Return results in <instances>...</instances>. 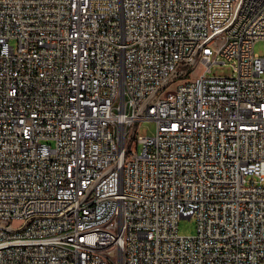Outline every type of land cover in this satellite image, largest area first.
<instances>
[{
	"label": "built area",
	"instance_id": "built-area-1",
	"mask_svg": "<svg viewBox=\"0 0 264 264\" xmlns=\"http://www.w3.org/2000/svg\"><path fill=\"white\" fill-rule=\"evenodd\" d=\"M260 40L264 0H0V264H264Z\"/></svg>",
	"mask_w": 264,
	"mask_h": 264
},
{
	"label": "rangeland",
	"instance_id": "rangeland-1",
	"mask_svg": "<svg viewBox=\"0 0 264 264\" xmlns=\"http://www.w3.org/2000/svg\"><path fill=\"white\" fill-rule=\"evenodd\" d=\"M255 52L261 56L264 55V40L255 44ZM233 73L231 63H217L212 67L211 74L215 76H230ZM179 83H176L178 85ZM156 124L151 121H141L137 127V135H151L156 132ZM178 232L183 236H194L197 233V221L191 217L181 218L178 224Z\"/></svg>",
	"mask_w": 264,
	"mask_h": 264
}]
</instances>
